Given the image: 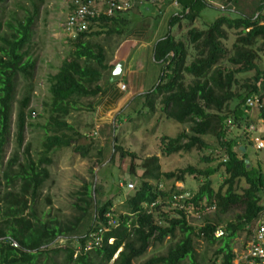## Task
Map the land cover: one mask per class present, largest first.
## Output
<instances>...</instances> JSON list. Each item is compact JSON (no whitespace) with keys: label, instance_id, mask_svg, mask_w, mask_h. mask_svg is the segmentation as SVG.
<instances>
[{"label":"trees","instance_id":"trees-1","mask_svg":"<svg viewBox=\"0 0 264 264\" xmlns=\"http://www.w3.org/2000/svg\"><path fill=\"white\" fill-rule=\"evenodd\" d=\"M5 2L0 0V264H53L58 257L60 264H135L150 246L167 238L174 242L166 253L143 264H181L187 258L193 260V237L213 243L220 228L207 220L196 232L188 225L187 211L164 204L178 189L167 192L159 185L163 181L184 183L187 177L203 179V184L195 193L191 192L186 202L193 210L204 213L213 205L214 212L225 215L239 209L234 220L226 223L227 235L214 253L220 264H232L236 254L230 241L240 233H249L246 227L257 220L264 198L261 165L248 166L246 154L232 136V130L242 131L248 139L254 136L249 132L253 119L246 104L250 98H256L257 119L264 125L262 100L256 97L264 87V73L257 65L258 51L264 45V0H215V5L205 0H179L180 11L169 20V26L181 30V22L185 21V36L179 39L168 34L155 44L154 60L161 63L158 84L151 92L132 100L134 108H126L116 117L115 124L130 120L133 114H143L145 108L155 113L158 107L165 119L187 126V130L174 137L160 138L163 156L205 149L203 138L211 135L219 147L218 164L205 170L187 166L161 172L158 157L145 158L134 192L127 194L118 208H113V200L121 198L122 190L131 191L127 183L117 186V196L106 192L102 185L92 188L93 184H85L75 193L72 205L75 215L66 222L36 214V204L50 179V155L70 147L82 158L89 154L88 147L74 146L82 134L67 118L82 108V100L95 98L101 92L98 84L94 87L88 84L109 80L111 70L106 62L105 45L123 36L130 23L127 16L135 13V9L111 17L98 16L91 20L87 31L75 39L69 38L72 51L47 78L49 102L44 106L48 113L45 122L37 125L43 132L42 151L34 159L31 146L25 143L27 128H36L28 122L34 111L29 109V96L19 100L16 96L18 84L34 81L36 59L32 38L37 7L33 4L29 12L16 4L15 10L6 12ZM206 8L223 14L205 29H197L194 24L201 21V12ZM229 38L232 42L228 46ZM248 73L259 79L242 87L243 92H234L237 76ZM85 109L91 112L89 104ZM260 132L257 134L264 142V129ZM115 139L112 135L109 163L116 153L121 159L129 158V175L135 178V155L116 146ZM10 140L14 145L8 153ZM104 154L105 148L98 151L99 157L95 159L99 165L103 164ZM202 161L210 164L212 160L206 157ZM212 176L223 178L217 191L212 188ZM240 182L245 184L244 188H238ZM46 202L51 204L49 198ZM163 207L169 208L173 216L164 213ZM156 212L159 223L154 219ZM101 229L100 244L84 251L93 239L91 236Z\"/></svg>","mask_w":264,"mask_h":264},{"label":"rangeland","instance_id":"rangeland-1","mask_svg":"<svg viewBox=\"0 0 264 264\" xmlns=\"http://www.w3.org/2000/svg\"><path fill=\"white\" fill-rule=\"evenodd\" d=\"M68 1L69 0H6L5 2L6 12L15 10L16 4L24 6L29 12L32 11L33 4L37 7V14L33 27L34 35L32 38L35 45L33 54L36 59L34 81L31 84H18L16 96L17 100L22 96L30 97L29 109L34 111V115L28 122L36 125V128H27L25 143L31 146L32 157L34 159L38 158L42 151L41 142L43 139V132L37 125H42L45 122L48 113L46 110L47 108L44 106L46 102H49L47 78L49 75L55 73L62 61L67 58L70 51H72L69 36L62 28L68 15ZM222 14L223 12L219 10L206 8L201 12V21H196L194 27L197 29H205L206 25L213 22ZM203 22L205 25L202 24ZM181 28V30H177L176 27L172 29V34L179 39H183L185 36L187 30L185 21L181 22ZM231 42L232 40L229 38L227 45L229 46ZM263 50L264 45H262L261 49L258 51L259 61L257 65L261 73H264ZM106 56L108 57V54H106ZM236 79L237 84L234 86L233 91L241 93L243 92V89H241L242 87L255 83L259 77L254 73H248L237 76ZM96 84L101 86V81L88 84L87 86L94 87ZM256 97H261V105L264 108V87H261ZM90 101L91 100H82V108L76 112H72L67 118V121L82 134V137L74 146L82 145L88 147L89 154L85 158H82L79 154L72 151L73 147H70L59 149L50 155L52 159V165L49 167L50 179L44 184L42 196L36 204V214L39 217L46 219L55 218L60 222L70 220L72 216L75 215V211L72 208L75 202V193L85 184H93L92 188L102 185L106 192H110L114 196L118 194L117 186L119 184H133V190L130 192L122 190L121 198L116 197L113 200V208H118L124 201V197L134 192L138 183L137 178L142 174L140 164L143 159L148 157H158L161 172H172L187 166H192L198 170H205L208 167H215L219 162V147L215 138L211 135L203 138L207 145L205 149L192 150L188 154L179 153L171 156H163L161 153L160 138L163 136L174 137L178 133L187 130V126L165 119L158 107L155 113L151 114L148 112V109L145 108L143 114H133L130 120H123L124 122L121 120L120 123L118 121L117 126H114L112 131V126L99 127L98 129L94 127L91 119L92 114L85 109ZM126 108L129 110L134 108V106L129 104ZM127 113L128 111H126L125 114ZM258 114L259 107L257 104L251 107L250 116L253 119L252 125L257 128L259 131L257 133L260 135V130L264 129V125L262 120L257 119ZM232 132L233 135H231L236 138L237 144L245 150L243 153L247 156L248 166L256 167L257 165H261L264 174V149L256 150L252 139L253 137L249 139L245 138L242 131L232 130ZM93 133H95V135H92ZM112 135L116 137V146L121 147L125 152L135 155V178H131L129 175V158L125 157V159H121L120 155L116 153L113 162L109 163V157L113 153ZM250 141L252 145H249ZM13 145V140H10V144L7 148L8 153ZM102 148H105L104 161L102 165H99L95 158L99 157L98 151ZM206 157L212 160L210 164L202 161V159ZM211 178L213 179L212 188L214 191H217L223 178L221 176H212ZM152 184L155 183L152 182ZM202 184V178L195 179L193 177H187L184 183L163 181L159 187L167 192H170L172 188L173 190L179 188L195 193ZM242 187L244 188L245 184L240 182L238 188ZM223 190H226V187ZM238 190L240 191V189ZM46 198L50 199L51 204L46 202ZM100 202L101 201H99V203ZM164 204L166 205L167 203ZM162 209L164 213H169V217L173 216L169 208L163 207ZM239 213V209H233L225 215H219L214 211H206L204 213L200 211L198 214L192 212L193 216L189 214V219L187 220L188 225L193 227L196 232L198 228L202 227L205 222L209 220L220 228L219 230L223 231L224 236L219 238L214 236L216 240L213 243H208L203 238L193 237L194 258L193 260L187 258L181 264H220L221 260L217 259L214 253L222 246L221 239L227 235V233L224 232L226 223L234 220L235 215ZM158 214L159 212L154 213V219L157 223L160 222ZM178 238L175 239V242ZM173 242L174 241H170L167 238L161 244L150 246L147 253L136 261L135 264H143L149 258L164 255L167 248L173 244ZM245 242V232L233 238L230 241L233 252L235 254L242 252L245 247ZM225 243L226 239L223 240V244ZM58 244L63 243L59 242ZM54 263H62L61 257H58Z\"/></svg>","mask_w":264,"mask_h":264},{"label":"crops","instance_id":"crops-1","mask_svg":"<svg viewBox=\"0 0 264 264\" xmlns=\"http://www.w3.org/2000/svg\"><path fill=\"white\" fill-rule=\"evenodd\" d=\"M179 11V6L166 0H143L135 13L127 16L130 23L123 36L105 45L106 62L111 70L109 80L101 81V92L88 103L96 129L117 126L115 121L120 112L158 84L161 63L154 60V46L166 35H173L175 27L169 26V20ZM119 63L124 64L121 78L112 82V70ZM121 84L125 86L123 91L119 88Z\"/></svg>","mask_w":264,"mask_h":264},{"label":"built area","instance_id":"built-area-1","mask_svg":"<svg viewBox=\"0 0 264 264\" xmlns=\"http://www.w3.org/2000/svg\"><path fill=\"white\" fill-rule=\"evenodd\" d=\"M143 0H69L67 4L68 15L62 26L63 31L71 39H75L78 34L87 31L88 27L92 24L94 18L98 16H113L116 13L126 12L140 6ZM150 1V0H149ZM210 4H216L215 0H205ZM174 6H179V0L172 1ZM220 9L223 6L217 5ZM120 90H124V85H119ZM249 108L257 105L256 98H250L246 101ZM249 132L254 134L253 143L256 150L264 149V142L258 134L256 128L252 125L249 127ZM128 189L133 190V184L128 183ZM191 192L188 190H181L171 195V199L167 204L174 209L187 211L191 216L192 212L198 214L199 211L193 210L186 202L190 199ZM153 205L150 206V208ZM215 206H208L206 211H214ZM115 225V223H113ZM249 232L246 234V242L244 250L236 253L232 264H264V198L262 200V210L259 213L257 220L246 227ZM102 229L97 234L91 236L92 241L88 243L84 251H90L93 247L100 244V234ZM246 233V232H245ZM215 237L223 236V231L217 230ZM109 242H112L111 240Z\"/></svg>","mask_w":264,"mask_h":264},{"label":"water","instance_id":"water-1","mask_svg":"<svg viewBox=\"0 0 264 264\" xmlns=\"http://www.w3.org/2000/svg\"><path fill=\"white\" fill-rule=\"evenodd\" d=\"M124 69V64L123 63H119L117 64L114 69L112 70L111 73V81L112 82H118L121 78L122 72ZM242 152H244V148H240Z\"/></svg>","mask_w":264,"mask_h":264},{"label":"clouds","instance_id":"clouds-1","mask_svg":"<svg viewBox=\"0 0 264 264\" xmlns=\"http://www.w3.org/2000/svg\"><path fill=\"white\" fill-rule=\"evenodd\" d=\"M67 12H68V8H67Z\"/></svg>","mask_w":264,"mask_h":264}]
</instances>
